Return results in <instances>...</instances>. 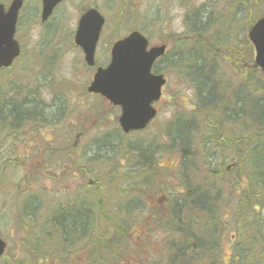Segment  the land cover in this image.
<instances>
[{
  "label": "rangeland",
  "instance_id": "rangeland-1",
  "mask_svg": "<svg viewBox=\"0 0 264 264\" xmlns=\"http://www.w3.org/2000/svg\"><path fill=\"white\" fill-rule=\"evenodd\" d=\"M90 8L106 20L93 68L74 43ZM41 9V0H25L16 35L22 56L0 71L2 103H28L21 124L0 118V231L11 247L0 264L45 261L44 251L63 254L51 264H119L131 253L133 264L142 255L148 264H264V153L257 149L264 123L258 126L257 111L247 106L264 96L248 39L264 0H66L44 27ZM134 31L151 46L167 44L156 72L168 85L156 121L124 135L120 109L88 90L96 70L109 65L113 44ZM202 192L209 194L200 202L214 215L201 212L195 193ZM77 194L95 206L88 233L68 246L55 221ZM189 224L195 233L187 241L180 227ZM94 235L108 240L101 255L89 252L91 263L79 247L91 250ZM207 240L213 251L205 253Z\"/></svg>",
  "mask_w": 264,
  "mask_h": 264
},
{
  "label": "water",
  "instance_id": "water-1",
  "mask_svg": "<svg viewBox=\"0 0 264 264\" xmlns=\"http://www.w3.org/2000/svg\"><path fill=\"white\" fill-rule=\"evenodd\" d=\"M43 21L54 8L64 0H43ZM21 0H16L9 13L0 7V67H8L19 53L14 41L17 16ZM104 20L96 11H89L81 20L76 43L86 55V61L93 65V56ZM249 39L256 50V66L264 72V18L250 30ZM148 42L139 33L117 43L112 52V62L106 69H100L89 92L101 94L114 105L122 108L120 125L125 134L145 129L155 118L156 111L151 104L161 98V89L166 84L163 76L151 74L153 64L164 56L166 47L147 51ZM6 244L0 239V257Z\"/></svg>",
  "mask_w": 264,
  "mask_h": 264
},
{
  "label": "trees",
  "instance_id": "trees-1",
  "mask_svg": "<svg viewBox=\"0 0 264 264\" xmlns=\"http://www.w3.org/2000/svg\"><path fill=\"white\" fill-rule=\"evenodd\" d=\"M194 26H196V24H194ZM194 30L195 31H192L193 33H199V31L201 29L196 27V28H194ZM201 33H202V31H201ZM197 54H200V53L198 52ZM190 60L191 61H199L200 60V56L198 55L197 58L196 57L186 58L185 62H190ZM183 65L187 66V64H183ZM202 68H203V66H202ZM202 68H201V71L204 70ZM196 73L199 75L198 71ZM200 77H201V75H200ZM203 84H204V82L201 84V86H203ZM255 90H257L258 93H259V90L257 88H252V92L255 91ZM247 103H246L247 106L249 104L252 105L253 108L257 111V113H259V116L261 117V119L259 117V119H258L259 120V122H258L259 125L258 126L262 127L263 123H264L263 122L264 119H262L264 117V96H262V98L259 99L256 102L248 100ZM27 107L28 106H27L25 101H22L21 103H17L14 106L13 109L11 108V105L0 104V118L1 119L11 118V119H19V120L25 119L27 117L28 112H27V109H24V108H27ZM248 117H249V114H248ZM248 120L250 121V124H251V119L248 118ZM252 138L250 140H248V141H244V144L245 143H250ZM259 140H260V138H257L258 148H260V151H261L260 154H263L264 153V147L262 146L263 141H261L259 143ZM248 152H249V150L245 149L242 153H248ZM181 155H182V158H184L185 152H182ZM246 159H247V156L244 158V161L247 163ZM195 194L197 195V202L201 206V212L209 214V212L211 211L210 214L214 215V210L215 209L213 207H210L211 209H208L205 206L204 203L200 202V198H207L208 199V195L207 194H209V193L202 192V193H199V194H197V193H195ZM203 195H206V196L203 197ZM254 195H255V193L253 194V196ZM187 196L189 197L188 194H187ZM83 198L84 197L81 196V195L75 196L71 200L72 203L69 204V205L72 206V205H75L77 203H82L84 205L81 208V210H79L77 207H73L71 209H65L64 211H66V212L62 213V215L58 219H56L55 222L57 224L54 223L55 225H58V227L62 231L61 236L64 238L65 244L68 245V246L72 245V241L74 239H77L78 237H80L82 235L85 236L88 233L87 230H89V223H88V220H87V216H92V214H93V206H95V203L92 202V201H90V202L82 201ZM90 200H93V199H90ZM246 202L248 203L250 209H253L254 211L256 210L255 206L252 205L253 203H252L251 197H249ZM241 204H244V201ZM98 205H101V203L99 202ZM96 213H97V211H96ZM178 214H179V211L177 213V216H178ZM97 215H98V213H97ZM100 215H101V213H99V217H100ZM211 222H213V224H215V226L217 227V224L212 219H211ZM209 227H210L209 228L210 230L213 228L212 225H209ZM93 230L94 229L90 230L89 232H92ZM211 234L213 236L215 235L214 232H211ZM141 236H143L144 239L147 238L145 234H140L138 236L139 240H140ZM82 237H80V238H82ZM106 240H108V239L104 238V237H100L99 238V237H96V235H94L93 238L89 240L90 243L92 244V249L91 250L88 249L89 247L87 245H82L81 247H79L82 250V252H83L84 258L89 260L91 263H93V259H91L93 255L89 256V252L90 253L98 252L97 254L101 255L104 252V249L102 248V246L107 242ZM209 243L211 244V243H213V241L211 240V242H209ZM209 243H208V241H204V245H203V249L204 250L203 251L205 253H207V251H213V250H209V245H210ZM138 247L139 248L141 247V242L138 245ZM105 248H107V247L105 246ZM151 250H154V249H151ZM119 254H122V252L119 251L117 253V255H119ZM159 255H160V253H159ZM121 257H122V255L120 256V258ZM137 258L141 259V261H140L141 264H148V262L149 263L152 262V261H150V259H144V255L138 256ZM49 259H50V264L53 263L55 260H58V261H55V262L62 261L63 260V254H61V253H57L56 255L52 254V255H50ZM127 259H129V258L127 257ZM77 261H80V260H77ZM220 263H222V262L220 261ZM171 264H173V263H171Z\"/></svg>",
  "mask_w": 264,
  "mask_h": 264
}]
</instances>
